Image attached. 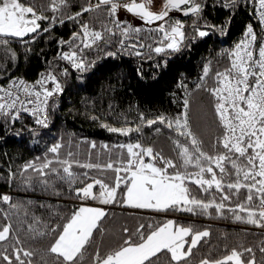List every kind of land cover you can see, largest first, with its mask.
Here are the masks:
<instances>
[{
    "label": "trees",
    "instance_id": "trees-1",
    "mask_svg": "<svg viewBox=\"0 0 264 264\" xmlns=\"http://www.w3.org/2000/svg\"><path fill=\"white\" fill-rule=\"evenodd\" d=\"M22 2L26 5L35 4L39 11L47 0H22ZM200 2L204 6L199 20L202 28L205 24L224 26L225 32L222 34L218 30L203 28L210 32L207 37L187 41L181 51L169 55H156L145 47L139 49L144 55L136 56L135 50L128 45L143 43L155 47L162 38V35L155 31L157 26L146 28L138 24L131 25L143 29L138 34L122 37L119 31L115 36H109L104 32L105 39L109 41L107 44L99 42V50L84 49L83 54L91 66L83 73L73 69L69 62L58 59L59 53L70 51L69 45L61 46L59 40H69L73 32H79L80 23L87 22L97 31H103L105 24L112 26L106 6L83 13L79 18L80 23L66 19L67 15H74L88 4L94 5L95 0H68V4L58 14L61 18H65L63 24L57 21L48 33L39 32L35 41L31 37L25 38L24 42L7 39V46L0 45V84L13 76H20L34 83L41 73L54 71L64 88L62 93L49 100L47 128L37 125L25 112H20L19 119L15 121L10 117L0 116V197L3 195L10 197L8 204L0 199V226L11 224L14 232L19 229L18 234L24 242L23 246L37 250L34 260L39 261L41 256L49 261L54 258L53 254L46 251L52 242V235L41 237L35 232L27 231L28 224L32 223L34 218H39L40 221L39 224L34 225L38 231L47 232L48 227L62 226L78 206L76 202L84 200L74 195L76 188L92 182L93 178L104 180L110 185L114 184L113 171L82 168L80 164L104 165L110 161L126 160L127 149L116 146L137 142L144 147H152L155 152L162 153L174 163H182L178 157L179 149L173 141L179 140L190 146L186 137L178 135L174 130L160 123L147 126L146 122L140 120L141 113L146 120L155 119L160 115L175 118L183 111V100L188 98L189 123L192 131L201 141L204 151L208 153L215 151L213 145L221 129L215 116L214 103L208 91L197 90L195 85L199 82L206 62H212L213 74L230 66L226 53L232 51L233 42L241 35L244 25L250 21V18L246 12V0H239L235 10L221 7L220 0H200ZM45 14L52 15L51 12ZM169 19L171 21L178 19L186 25H191L195 18L182 14L177 18L172 16L166 18L168 21ZM40 23L42 27L50 25L46 20ZM186 31L191 33V27L186 28ZM121 39L125 40L127 51L121 48L119 44ZM108 52L116 55L108 56ZM11 53H15L14 58ZM148 55L153 58L147 59ZM64 68L68 69L66 76L61 75ZM181 84L186 85L187 88L181 87ZM214 86L215 81L210 76L207 87ZM194 99L203 106L206 129L201 130L195 126L191 112ZM105 125L132 129L139 126L141 131L121 135L109 132ZM156 129L160 131L157 132ZM58 142L61 144L58 152H49L48 149ZM93 144L95 148L92 147ZM105 145L107 147H104ZM69 153L72 155L69 156ZM45 159L53 161L50 168L44 170L46 176H40L31 169L22 173L21 169L25 163L35 161L39 167ZM147 159L154 162L151 157L145 156L144 160ZM64 160L71 163V171L75 176L73 182L61 178L66 177L63 173L65 165L59 163ZM51 168H55L56 172H52ZM168 171L173 173L175 169ZM188 171H196V169L190 166ZM216 171L218 173V169ZM85 173L87 176L84 175ZM121 175L123 176V173ZM185 184L191 195L197 199L204 201L213 199L212 193L215 192V188L204 192L191 180L186 179ZM123 187L121 183V189ZM93 191L98 194L99 185H95ZM121 196L122 191L118 190V201L121 200ZM238 199L242 197H233V207ZM13 204L17 207L12 208ZM104 211L106 217L99 223V228L94 230L81 264H93L92 257L97 249L104 256L122 244L128 236L123 231L125 228L129 233H135L139 225L143 224L145 228L142 231L147 233L148 225L155 228L169 217L177 224L209 232V236L199 243L194 249V254L185 264H197L206 257L221 258L239 245L252 247L257 261L262 258L259 247L261 242H264V228L235 221L233 214L227 210L219 216L214 208L209 209L207 214L200 213L199 209L193 214L187 211L130 208L117 202L109 204ZM59 230L61 229L58 228ZM247 255L246 253L245 256ZM154 264H175V262L171 261L164 251L158 254V259L154 258Z\"/></svg>",
    "mask_w": 264,
    "mask_h": 264
},
{
    "label": "snow or ice",
    "instance_id": "snow-or-ice-1",
    "mask_svg": "<svg viewBox=\"0 0 264 264\" xmlns=\"http://www.w3.org/2000/svg\"><path fill=\"white\" fill-rule=\"evenodd\" d=\"M251 2L255 5L253 14L264 28V0H251ZM67 4L68 0H47V3L42 4L38 11L35 4L26 5L22 0H0V45H8V40L2 39L4 37L24 42L25 37L30 36L35 41L39 32L48 33L57 21L63 24L65 18H61L58 14ZM150 4L151 0H96L94 5L88 4L74 15H67V20L80 23L79 18L83 13L106 6L112 26L105 24L103 31H97L87 22L80 23L79 32H73L69 40H59V45L68 44L70 51L59 53L58 59L69 62L73 69L83 73L91 66L83 54L84 49L99 50V42L107 44L109 41L105 39L104 32H107L109 36H115L119 31L122 37H128L143 31L141 28L127 24L126 21H120L117 18V11L120 8L137 16L145 23L162 22L155 29L162 35L157 46L143 43L128 45L135 50L136 56H143L144 53L139 49L145 47L156 55L179 52L186 46L187 41L203 39L210 34L203 28L218 30L222 34L225 32L224 26L205 24L202 28L199 20L204 6L200 0H164L162 10L158 13L150 10ZM238 4L239 0H220V6L229 10H235ZM171 11H178L184 16H192L195 19L191 25H186L178 19L168 22L166 18ZM45 12H51L52 15H46ZM45 20L50 22L49 27H42L40 22ZM188 27H191V33L186 31ZM257 39L253 26L249 24L244 33V39L235 45L234 50L226 53L230 66L223 71L217 70L213 74L212 62H206L199 82L195 85L197 90L208 91L214 98V112L222 131L213 145L215 150L213 153L203 150L201 141L192 131L188 111L190 100L185 98L183 111L175 118L160 115L155 119L146 120L143 113L140 114V120L146 122L147 126L151 127L160 123L174 130L178 135L186 137L190 146H186L179 140L173 141L179 149L178 157L182 163H174L172 159L155 152L152 147H144L139 142L120 144L116 147L127 149L126 160L110 161L104 165L98 163L79 165L87 169L113 171L114 184L110 185L104 180L93 178L92 183H84L83 187L75 189L77 197L95 200L101 205L120 202L130 208L154 211L176 210L196 214V210L199 209L200 213L207 214L209 209L214 208L215 212L222 216L227 210L233 214L235 221L264 228V41L258 46L257 57L253 49ZM119 44L121 48H125L124 39H121ZM125 51H127L126 48ZM11 55L15 57V53ZM107 55L115 56L116 53L108 52ZM152 58L151 55L147 56L149 60ZM67 74L68 69L64 68L61 75ZM210 76L215 81V86L212 88L207 87ZM49 83L51 87L47 86ZM37 85L39 90H36ZM180 86L187 88L183 84ZM63 90L54 71L41 73L35 85L23 79H13L6 88L0 87V116L10 117L15 121L19 119L20 112H27L36 118V124L47 128L49 100ZM105 127L109 132L121 135L141 131L139 126L135 129L106 125ZM156 131L160 130L156 129ZM92 147L95 148V144ZM60 148L61 144L58 142L48 151L57 153ZM71 155L69 153V156ZM145 156L151 157L154 162L145 163ZM52 163V160L45 159L37 167L35 161H29L22 166L21 171L23 173L31 169L40 176H46L47 173L44 170L49 169ZM59 163L65 165L63 173L66 177L61 178H67L73 182L75 176L71 171V163L67 160L59 161ZM190 166L196 171H188ZM169 169H175V171L169 173ZM51 171L56 172V169L51 168ZM84 175L87 176V173ZM186 179L191 180L204 192L215 188V192L212 193L213 199L204 201L192 196L185 184ZM121 183L124 185L123 189H121ZM95 185H99L98 194L93 191ZM118 190L123 192V197L119 201ZM233 197H242L238 199L234 207L232 206ZM0 199L5 204L10 202L8 195H3ZM11 207L16 208L17 205L13 204ZM105 217L106 212L103 208L80 207L62 226L53 225L48 227L47 232L38 231L34 227L40 222L39 218H34L33 222L28 224L27 231L35 232L41 237L52 235V242L46 249L47 253L53 254L54 258L51 261L44 256H41L39 261L34 260L37 250L24 247V242L18 234L19 229L14 232L11 224H4L0 226V264H81L94 230L99 228V223ZM58 228L61 230L58 231ZM144 228L145 225H139L135 233H129V230L125 228L123 231L128 236L123 243L104 256L97 249L92 257L93 264H154V258L158 259V254L164 251L170 253L171 261L175 264H185L194 254V249L199 243L209 236L207 230L175 225L172 220L155 228L148 225L147 233L142 231ZM186 237H190V240L185 239ZM5 244L7 246H4ZM259 251L262 258L257 261L252 247L239 245L221 258H202L199 264H264V242H261ZM246 253L247 256H245Z\"/></svg>",
    "mask_w": 264,
    "mask_h": 264
},
{
    "label": "rangeland",
    "instance_id": "rangeland-1",
    "mask_svg": "<svg viewBox=\"0 0 264 264\" xmlns=\"http://www.w3.org/2000/svg\"><path fill=\"white\" fill-rule=\"evenodd\" d=\"M151 2H154L155 5H157V8L159 7V9H157V10H152L150 8V10L153 11V12L159 11L162 8V6H163V0H151ZM180 15H182V13L181 12H178V11H171L169 13V16H172V18H177V16H180ZM117 18L120 21H126L127 24H129V25H138L139 24V25H142V26H144L146 28L155 27V26H158L160 23H162L161 21H154L151 24L145 23L143 20H141L139 18H135V17L128 16L126 14V11L123 8L118 9V11H117ZM168 22H171V19H169ZM202 107L203 106L200 105V104H198L197 103V100L194 99V101L192 103V107H191V112L193 114V120L195 122V126L198 129H201V130L202 129H206V125H207L206 124V120H205V117L206 116H204V112H203L204 109ZM144 161H145V163H153L149 159L144 160ZM122 197H123V192H122L121 199H122ZM90 202L83 200V201H77L76 203H78L77 205H82V204H87V203H90ZM120 204L123 205L122 203H120ZM104 206L106 207V205H104ZM123 206H125V205H123ZM144 210H151V209H144ZM168 220H172V218H170V217L169 218H166L165 221L162 224H160L159 226L163 225ZM175 225H181V224L175 223ZM182 226H186V225H182ZM185 239L190 240V237H186ZM167 254L171 258L170 253H167ZM197 264H199V262Z\"/></svg>",
    "mask_w": 264,
    "mask_h": 264
},
{
    "label": "built area",
    "instance_id": "built-area-1",
    "mask_svg": "<svg viewBox=\"0 0 264 264\" xmlns=\"http://www.w3.org/2000/svg\"><path fill=\"white\" fill-rule=\"evenodd\" d=\"M246 4H247V8H246V12H247V15L249 16L250 18V21L247 22L244 27H243V30L241 32V35H239L235 41L233 42V45H232V50H234L235 48V45L237 43H239L240 41H242L244 39V33L246 32V28L249 24H251L253 26V30L254 32L257 34V41L255 42V44L253 45V49L258 57V46L259 44L264 41V28L261 27V25L259 24L258 22V18L253 14L254 10H255V5L251 2V0H246ZM13 79H23L22 77L20 76H13V77H10L8 80H6L4 83L0 84V87H7L8 84L13 80ZM40 79V77L38 78ZM37 79V80H38ZM24 81H26L25 79H23ZM36 80V81H37ZM27 83L29 84H32V85H35V82L34 83H31V82H28L26 81ZM48 87H51L52 85L49 83V85H47ZM36 90H39V86L37 85L36 86ZM23 98V97H22ZM212 100H213V103H214V98L211 96ZM31 107V106H30ZM26 114H28L32 119L33 121L35 122V117L30 115L29 113L25 112ZM218 123V121H217ZM38 125V124H37ZM222 131V130H221ZM78 204V203H77Z\"/></svg>",
    "mask_w": 264,
    "mask_h": 264
},
{
    "label": "crops",
    "instance_id": "crops-1",
    "mask_svg": "<svg viewBox=\"0 0 264 264\" xmlns=\"http://www.w3.org/2000/svg\"><path fill=\"white\" fill-rule=\"evenodd\" d=\"M109 205V204H108ZM108 205H106V207L104 206V205H101V204H99L97 201H95V200H93L92 202H90V203H87V204H82V205H78L77 207H76V209L74 210V212L75 211H77L80 207H99V208H103L104 210L108 207ZM73 212V213H74ZM72 213V214H73ZM71 217V216H70ZM69 217V218H70Z\"/></svg>",
    "mask_w": 264,
    "mask_h": 264
},
{
    "label": "water",
    "instance_id": "water-1",
    "mask_svg": "<svg viewBox=\"0 0 264 264\" xmlns=\"http://www.w3.org/2000/svg\"><path fill=\"white\" fill-rule=\"evenodd\" d=\"M95 2H96V0H95ZM163 3H164V0H163ZM162 10V8L159 10V11H161ZM159 11H157V12H154V13H158ZM153 12V11H152ZM126 14L128 15V16H131V17H135V18H138L137 16H134L133 14H131V13H129V12H127L126 11ZM140 19V18H139ZM30 37V36H29ZM5 39H9V40H14V41H18L19 39H15V38H11V37H4ZM25 38H28V37H25ZM88 183H92V182H88ZM84 186V185H83ZM82 186V187H83ZM74 195H76V192L74 191ZM77 196V195H76ZM84 200H86V201H88V202H90L91 201V199H84Z\"/></svg>",
    "mask_w": 264,
    "mask_h": 264
},
{
    "label": "bare ground",
    "instance_id": "bare-ground-1",
    "mask_svg": "<svg viewBox=\"0 0 264 264\" xmlns=\"http://www.w3.org/2000/svg\"><path fill=\"white\" fill-rule=\"evenodd\" d=\"M150 8H151L152 10H157V9H159V7L157 8V5H155L154 2H151V4H150Z\"/></svg>",
    "mask_w": 264,
    "mask_h": 264
}]
</instances>
